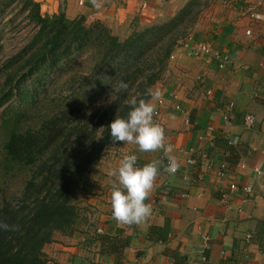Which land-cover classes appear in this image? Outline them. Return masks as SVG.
Instances as JSON below:
<instances>
[{
	"label": "crops",
	"instance_id": "crops-1",
	"mask_svg": "<svg viewBox=\"0 0 264 264\" xmlns=\"http://www.w3.org/2000/svg\"><path fill=\"white\" fill-rule=\"evenodd\" d=\"M33 1L41 15L62 12L71 20L83 17L87 25L101 22L120 41L133 29L172 17L185 2L147 0L142 11L144 0H96L99 7L93 0ZM251 8L263 19H250ZM188 37L225 56V67L175 49L151 89L159 98L148 101L158 110L153 120L163 129L164 148L139 152L121 142L93 164L87 193L78 196L77 230L54 235L42 250L46 264H264V175L254 172L264 169V0H213ZM246 115L255 119L249 128ZM169 145L178 168L174 174L160 168L145 200L151 214L139 224L117 223L109 172L129 154L137 155L140 167L154 160L166 165ZM186 159L195 163L187 166ZM230 184L238 189L231 192ZM241 186H251L252 193Z\"/></svg>",
	"mask_w": 264,
	"mask_h": 264
},
{
	"label": "trees",
	"instance_id": "trees-1",
	"mask_svg": "<svg viewBox=\"0 0 264 264\" xmlns=\"http://www.w3.org/2000/svg\"><path fill=\"white\" fill-rule=\"evenodd\" d=\"M212 1L185 0L172 17L133 29L120 41L101 22L87 25L83 17L71 20L62 12L41 15L33 0H0V30L14 22L9 14L22 15L34 28L20 53L0 66V72L9 69L4 80L8 94L15 89L23 100L20 87L27 81L38 87L51 74L70 71L65 80L68 95L62 91L52 101L45 96L39 104L38 90H32L30 100L2 122L7 130L4 173L27 177L19 199L11 202L17 194L5 192L0 196V221L16 226L0 230V264H46L42 250L54 235L69 236L77 230L76 202L87 193L88 171L104 152L121 143L112 142L107 126L115 116H126L131 96L150 100L149 92L162 78L172 53ZM79 66L83 69L77 72ZM14 73L18 78L11 85ZM120 80L129 89L111 91ZM97 101L102 104L95 109ZM24 108L28 111L21 112ZM91 109L84 121L85 110ZM38 113L39 119L32 122Z\"/></svg>",
	"mask_w": 264,
	"mask_h": 264
},
{
	"label": "clouds",
	"instance_id": "clouds-1",
	"mask_svg": "<svg viewBox=\"0 0 264 264\" xmlns=\"http://www.w3.org/2000/svg\"><path fill=\"white\" fill-rule=\"evenodd\" d=\"M97 7L100 5L93 0ZM129 84L123 80L117 81L111 91L116 93L126 92ZM153 99H158V91L149 92ZM128 112L126 116L115 118L107 126L112 142L130 143L137 146L139 152H154L164 148L163 129L154 123L153 116L155 105L144 99L131 96L126 101ZM167 164L162 160H154L150 163L137 166L138 157L135 154L125 155L115 170L109 172L113 177L110 195L111 218L119 224H139L151 214V207L145 203L153 183L159 174L160 168L169 174H174L178 163L172 147L166 148ZM15 225H8L0 221V230H15Z\"/></svg>",
	"mask_w": 264,
	"mask_h": 264
},
{
	"label": "rangeland",
	"instance_id": "rangeland-1",
	"mask_svg": "<svg viewBox=\"0 0 264 264\" xmlns=\"http://www.w3.org/2000/svg\"><path fill=\"white\" fill-rule=\"evenodd\" d=\"M14 14L16 11L13 12ZM9 17L14 19V22L8 25H5L3 29L0 30V66L5 61H9L13 56L20 53V51L23 49L24 45L28 41V38L31 36L32 32L34 31V28L32 25L28 24L27 21L23 18L22 15L17 14L14 18L13 14H9ZM167 17L162 19H157L154 23H160L164 20H166ZM83 67L79 66L77 67V72L79 70H82ZM7 71V72H5ZM3 69V72H0V196L5 192V194H8V196H12V194H17L16 198H11V202L14 200L19 199L21 190L23 188V181L27 177V173H16L14 175L6 174L4 173V170L2 168L3 163V156H2V146L3 142L6 140L5 133L6 128L2 124L3 120L8 118L10 114H16L18 110H20L26 101H29V95L31 96L30 92L32 90H38L39 94V104L45 99L44 97H49V100L52 101V99L56 98L60 92L63 91L62 95H68V85L66 84L65 80H68L70 71L67 69H63L61 72L60 70L56 73H53L50 75V78L44 82L41 86L37 87V84L34 83L31 85L29 81H27L23 86L20 87V93L22 95V99H18L16 97V90L14 89L12 92V96L8 94L9 88H5L4 86V80H5V74L9 73V69L5 70ZM10 82L11 85L15 84L17 81V73L11 75ZM65 81V82H64ZM161 80L158 81V83ZM156 85V84H155ZM155 85L151 88L153 89ZM37 87V88H36ZM102 102L97 101L94 104L95 109H98L101 106ZM22 111H28V108H24ZM93 110H85V114L82 117L84 121H87L89 119V115ZM41 113V112H40ZM38 113L36 118L31 120L32 122H36L39 118ZM40 116V115H39ZM30 121V122H31ZM30 122L27 124H24L25 126L30 125ZM116 147V146H115ZM114 151V147L110 149V152ZM82 197V194L79 195V197ZM1 199V198H0ZM77 207L79 208V203L81 204V201L77 198Z\"/></svg>",
	"mask_w": 264,
	"mask_h": 264
},
{
	"label": "built area",
	"instance_id": "built-area-1",
	"mask_svg": "<svg viewBox=\"0 0 264 264\" xmlns=\"http://www.w3.org/2000/svg\"><path fill=\"white\" fill-rule=\"evenodd\" d=\"M148 8V2L147 0H144L140 6V9L142 11L146 10ZM248 17L254 21H260L263 19L262 15L260 13H257L256 11H254V9H249V12H248ZM247 35H249V31L246 32ZM177 48H182L184 50H186L188 52V54L191 56V57H194V58H202V57H212L214 58L215 60L218 61V67L220 69H223L227 63V58L225 56H223L221 53L217 52V51H214L212 49V47L209 45V44H196V45H193L192 42H191V38L190 37H187L181 44L179 47ZM173 56L170 57V59H172ZM159 105H162V101H159L158 102ZM229 108H231V105L229 106ZM176 109L178 110L179 108L176 107ZM158 110H155L154 112V118H156L158 116ZM227 116L224 117V120H227ZM255 122V119L252 115H246L244 117V125L245 127H251ZM112 153L110 152V150L104 152L101 156V160H105L109 154ZM195 162L193 159H186L185 160V164L187 166H190V165H193ZM254 172L256 173V175H264V169H256L254 170ZM217 175L219 177H222L224 175V171L223 169H221ZM238 187L235 185V184H230L229 185V190L231 192L237 190ZM240 190L242 192H244L245 194L249 195L252 193V187L251 186H241L240 187ZM186 195L185 194H182L181 197H185ZM221 203L223 204H226L227 203V198H226V195L224 194L222 196V199H221ZM98 232H100V230H97ZM205 240L207 238H204Z\"/></svg>",
	"mask_w": 264,
	"mask_h": 264
}]
</instances>
